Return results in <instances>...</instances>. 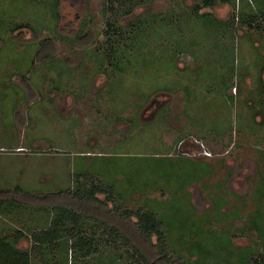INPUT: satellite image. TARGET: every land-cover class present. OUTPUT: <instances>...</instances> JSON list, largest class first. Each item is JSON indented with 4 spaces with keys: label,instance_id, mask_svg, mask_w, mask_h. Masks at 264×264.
Listing matches in <instances>:
<instances>
[{
    "label": "rangeland",
    "instance_id": "rangeland-1",
    "mask_svg": "<svg viewBox=\"0 0 264 264\" xmlns=\"http://www.w3.org/2000/svg\"><path fill=\"white\" fill-rule=\"evenodd\" d=\"M198 1L0 0V189L49 195L86 175L123 208L155 211L175 261L264 264V29L244 21L253 0L203 7L228 20L220 28L195 14ZM46 38L52 56L36 61ZM93 206L156 256L135 217ZM52 217L16 207L0 233L24 231L17 246L29 250ZM82 224L98 244L87 257L70 249L73 264H143ZM50 251L51 264L66 253Z\"/></svg>",
    "mask_w": 264,
    "mask_h": 264
},
{
    "label": "trees",
    "instance_id": "trees-1",
    "mask_svg": "<svg viewBox=\"0 0 264 264\" xmlns=\"http://www.w3.org/2000/svg\"><path fill=\"white\" fill-rule=\"evenodd\" d=\"M109 1L112 2V0ZM218 1L231 3L234 7L237 6V0H199L195 7V14L210 26L219 27L225 23L227 24V19H219L207 11L201 12L203 7L215 6ZM247 1L250 2V0ZM253 1L255 3L254 10L251 13L248 11L244 13V21L262 30L264 29V0ZM109 8L113 9L114 5L109 4ZM123 12L126 14L130 13L131 9L127 8ZM239 16H243V11L239 13ZM30 26L27 23L17 24L14 26L13 31ZM219 28L216 29L218 30ZM108 30L119 33L121 28L119 24L109 22ZM81 31L80 29L77 32V34L79 33V37H85L88 33V31L83 33ZM52 41L48 38L41 41V45L38 47L36 61H44L47 58H51L53 51L50 49L53 47ZM116 66L118 67L120 65L117 64ZM263 71L264 66L262 67L261 73ZM22 82L25 84L26 89L31 91L29 83L27 81ZM86 178V175L81 176L76 187L57 190L49 195L33 193L24 189L22 186H17L15 189H0V213H12L16 207L22 208V206H36L43 209H50L53 212L50 224L46 228L32 232L31 239L33 245L29 250L21 249L17 246L19 240L27 237L24 231L20 229L16 230L14 240L0 233V264H51L49 256L51 254L50 250L66 252L59 255V260H56L55 264H73V257L69 255L70 249L78 250L83 257L91 255L94 249L97 248L98 239L95 235L86 236L83 234L82 223L85 220L98 222L99 226L107 234L108 240L109 238H112L114 241L119 240L128 248H131L132 256L139 263L188 264L184 261L177 262L168 256L165 223L155 211L123 208L116 204V193L111 186L105 188L102 185L88 182ZM99 193L105 194L106 199H101L98 196ZM109 202H113L112 209L122 218H136V226L139 234L145 241L153 244V248L156 249V256H149L142 245L136 239H133L116 222L90 213V208L94 207L93 205L107 207ZM154 235L157 237L155 243L152 239ZM33 254L38 258L37 261H33ZM262 261H264V257L256 258L257 263Z\"/></svg>",
    "mask_w": 264,
    "mask_h": 264
}]
</instances>
